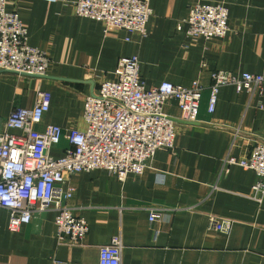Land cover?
Instances as JSON below:
<instances>
[{
  "label": "crops",
  "instance_id": "obj_1",
  "mask_svg": "<svg viewBox=\"0 0 264 264\" xmlns=\"http://www.w3.org/2000/svg\"><path fill=\"white\" fill-rule=\"evenodd\" d=\"M76 1L8 0L29 44L52 63L44 77L0 69V131L16 108L32 109L41 91L52 101L38 129L83 130L87 97L115 80L119 61L130 57L139 58L147 89L199 81V114L177 123L175 150L157 152L142 175L122 181L96 170L69 177L76 189L69 205L89 226L79 246L59 245L53 211L13 232L8 211L0 209V264H98L100 248L115 237L123 241L121 264H264V193H254L253 170L225 162L249 158L264 142V95L223 87L209 111L213 72L264 76V0H144L153 11L146 37L106 33L102 22L77 16ZM196 4L228 8L226 37L188 35L185 21ZM165 113L178 119L177 103ZM69 146L64 139L51 154L60 158ZM153 208L162 210L155 222ZM211 219L230 223L231 232L213 230Z\"/></svg>",
  "mask_w": 264,
  "mask_h": 264
},
{
  "label": "built area",
  "instance_id": "obj_2",
  "mask_svg": "<svg viewBox=\"0 0 264 264\" xmlns=\"http://www.w3.org/2000/svg\"><path fill=\"white\" fill-rule=\"evenodd\" d=\"M0 0V69L37 77L47 75L50 56L29 44V33L18 13ZM77 16L102 22L105 32L127 31L146 37L153 15L144 0H77ZM229 10L225 5L196 4L185 23L188 35L198 39L226 37ZM181 29V28H180ZM116 79L102 83L97 94L85 102V128L69 129L43 125L50 111L52 95L39 92L32 109L16 108L0 131V209L8 211L9 229L20 231L37 214L56 213L55 225L60 246H79L89 233L85 219L77 217L69 201L76 189L69 177L105 170L124 181L129 175H142L159 151H174L177 123L165 113L176 102L180 121L197 120L204 87L194 81L190 87L163 82L147 89L140 76L138 57L122 58ZM232 86L238 93L264 95V76L245 73L236 76L212 73L209 111L214 112L220 89ZM67 140L69 148L60 158L52 150ZM226 165L253 170L257 182L254 193H264V142H257L249 158L228 157ZM165 211V210H163ZM162 210L150 209V221ZM213 230L226 234L232 225L211 219ZM123 241L112 238L100 248L98 264H121ZM65 264V263H57Z\"/></svg>",
  "mask_w": 264,
  "mask_h": 264
},
{
  "label": "water",
  "instance_id": "obj_3",
  "mask_svg": "<svg viewBox=\"0 0 264 264\" xmlns=\"http://www.w3.org/2000/svg\"><path fill=\"white\" fill-rule=\"evenodd\" d=\"M37 77V76H36ZM176 123H179V122H182V121H180V120H178V119H173Z\"/></svg>",
  "mask_w": 264,
  "mask_h": 264
}]
</instances>
